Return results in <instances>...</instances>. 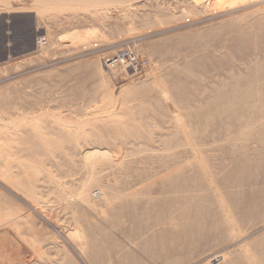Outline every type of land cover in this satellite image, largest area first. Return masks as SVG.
Masks as SVG:
<instances>
[{
    "label": "rangeland",
    "instance_id": "1",
    "mask_svg": "<svg viewBox=\"0 0 264 264\" xmlns=\"http://www.w3.org/2000/svg\"><path fill=\"white\" fill-rule=\"evenodd\" d=\"M43 1L0 0V264H264V0Z\"/></svg>",
    "mask_w": 264,
    "mask_h": 264
},
{
    "label": "built area",
    "instance_id": "2",
    "mask_svg": "<svg viewBox=\"0 0 264 264\" xmlns=\"http://www.w3.org/2000/svg\"><path fill=\"white\" fill-rule=\"evenodd\" d=\"M137 39L130 40L124 43L117 49L115 54L111 57L105 58V64L107 66H113L115 64L121 67L131 69L134 73L141 72L147 66V59L138 55L133 47L129 43H134Z\"/></svg>",
    "mask_w": 264,
    "mask_h": 264
},
{
    "label": "bare ground",
    "instance_id": "3",
    "mask_svg": "<svg viewBox=\"0 0 264 264\" xmlns=\"http://www.w3.org/2000/svg\"><path fill=\"white\" fill-rule=\"evenodd\" d=\"M39 1H40V0H39ZM42 1H43V0H42ZM43 2H44V1H43ZM41 3H42V2H41ZM262 67H263L262 65H259L257 69H262ZM263 77H264V74H263ZM241 80H242V79H241L239 76L235 77V79H234V84L237 85V83H239ZM245 83H246V85H248V86H251V85L254 83V78H253L252 74H249L248 79H247V81H245Z\"/></svg>",
    "mask_w": 264,
    "mask_h": 264
}]
</instances>
